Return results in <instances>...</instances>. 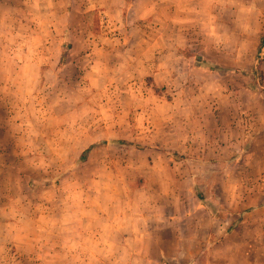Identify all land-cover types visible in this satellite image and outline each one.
<instances>
[{
	"label": "rangeland",
	"instance_id": "374dc122",
	"mask_svg": "<svg viewBox=\"0 0 264 264\" xmlns=\"http://www.w3.org/2000/svg\"><path fill=\"white\" fill-rule=\"evenodd\" d=\"M193 1L0 0V264H264V14ZM172 196L224 244L157 262Z\"/></svg>",
	"mask_w": 264,
	"mask_h": 264
},
{
	"label": "crops",
	"instance_id": "0c3cea01",
	"mask_svg": "<svg viewBox=\"0 0 264 264\" xmlns=\"http://www.w3.org/2000/svg\"><path fill=\"white\" fill-rule=\"evenodd\" d=\"M198 3L199 1L195 0L192 2V5ZM207 4L209 5L208 13L211 19L209 21H203L202 25L199 24V30H197L198 28H196V26H192L191 32L193 34L192 36H189L188 39L190 40L191 44L199 43L198 38L194 37L199 36L204 38L205 35H209L210 33L214 34L210 32L212 30L233 28L234 30L237 29L240 31L243 24L241 20V16L243 14L251 13L256 17V22L258 21V14L261 16L264 14V0H207ZM192 12H195L197 14L199 13L197 8L194 9V7ZM231 13L233 17L230 20L226 21L224 19V16ZM169 25H173V23H170ZM154 28L156 29V27ZM175 28L176 27L173 26V29ZM218 36L219 32L217 34V37ZM239 36L240 34L237 35V37ZM154 40V44H157L159 43V40H162V38L158 37L157 39L154 38ZM166 43H168V41ZM170 43L172 42L170 41ZM171 54L172 53H170V55ZM159 74L160 73H156L155 76ZM175 150H177V152L181 151L180 148L177 147H175ZM163 160L164 159L161 158L160 161ZM167 160L170 161L168 162L170 163V176L175 177V179L173 180L169 179L170 181L168 182L169 184H175L178 182V180H176V177H179L178 168L174 160H172L171 158H167ZM171 163H174V165H172ZM182 175L184 178V176H186V173H183ZM180 178H182V176H180ZM186 204L187 207L185 206L184 208V205ZM178 205L182 206L185 209L184 214L179 213ZM168 209L169 216L167 218L163 220H158L156 218L154 219L155 223H159L161 224V226L163 225L162 227L164 229H167V234H160V237L163 236L164 238H169L168 241H162L160 244H157L160 253L157 262H161L162 260L177 261L178 257L183 256L186 257V260H188L191 259V255L194 252H199L201 254L210 253L217 250L221 245L224 244V241H217L218 239H221L223 237L225 232L224 227L221 225L222 221H218L212 218L211 215L207 213L201 205H198L196 201L191 198V196H187V198L182 202L172 196L168 204ZM145 236H154V233H146ZM211 241L213 243H211ZM167 253H170L169 257L167 256Z\"/></svg>",
	"mask_w": 264,
	"mask_h": 264
},
{
	"label": "trees",
	"instance_id": "16d2710c",
	"mask_svg": "<svg viewBox=\"0 0 264 264\" xmlns=\"http://www.w3.org/2000/svg\"><path fill=\"white\" fill-rule=\"evenodd\" d=\"M260 48H264V34L260 37ZM260 72V70H259ZM263 81H264V77H263V73L260 72L259 73V77L257 79V82L259 84V86L263 87ZM255 91V90H254ZM121 144H124V142H119ZM90 149L86 150L85 151V154L87 155L89 153ZM196 199L201 202V203H204V199H201L199 196H195ZM206 209H207V212L211 215L212 218L214 219H220V220H223L226 218V215H222V214H217V212L215 211L214 207L213 206H206Z\"/></svg>",
	"mask_w": 264,
	"mask_h": 264
}]
</instances>
